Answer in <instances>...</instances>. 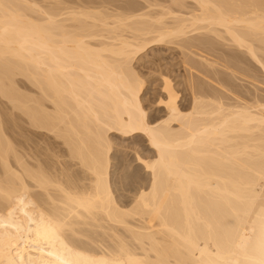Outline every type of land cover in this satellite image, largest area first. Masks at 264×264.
Masks as SVG:
<instances>
[{"label": "bare ground", "instance_id": "6f19581e", "mask_svg": "<svg viewBox=\"0 0 264 264\" xmlns=\"http://www.w3.org/2000/svg\"><path fill=\"white\" fill-rule=\"evenodd\" d=\"M158 46L189 105L158 60L145 105L134 62ZM255 66L264 0H0V264H264ZM17 114L52 134L47 160L10 138ZM112 133L153 154L112 168Z\"/></svg>", "mask_w": 264, "mask_h": 264}, {"label": "rangeland", "instance_id": "374dc122", "mask_svg": "<svg viewBox=\"0 0 264 264\" xmlns=\"http://www.w3.org/2000/svg\"><path fill=\"white\" fill-rule=\"evenodd\" d=\"M120 5H124L125 1L130 0H114ZM178 50L175 46H158L153 47L145 52H143L138 61L134 62L135 67L140 70L141 76L144 79V97L145 105L148 106L152 101L158 99L159 93V81L158 75H149L147 67L157 68L155 61L158 60L161 68L165 72H169L172 78H175L174 82L176 88L179 92V102L184 105H189V98L187 92H185L184 87L179 85L181 81L184 80L183 70L178 64ZM254 64H252L253 67ZM256 67V66H255ZM258 75L261 77V80L264 77V74L259 72V68L256 67ZM18 84L23 90H26L31 93H36V89L33 88L26 80L21 77L17 78ZM240 85L248 86L247 83H241ZM261 91L264 93V86L261 87ZM3 107H6L4 103H8L6 100L0 101ZM17 121L22 127V134L19 130L12 131L9 133L10 138L16 144L18 150L22 154H28L29 161L33 164H38V162H43L48 159L47 156L52 154V134L43 131L37 130L29 126L25 118L22 116L18 117ZM5 123L8 124V118H5ZM111 157H112V168L118 163L125 165L124 173L131 174L134 171L136 165L134 162L136 154L141 156H151L153 152L149 149L148 143L144 138L137 136L133 137H123L120 134L112 133L111 134ZM32 158V159H30ZM50 162V161H49Z\"/></svg>", "mask_w": 264, "mask_h": 264}]
</instances>
